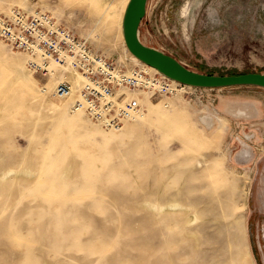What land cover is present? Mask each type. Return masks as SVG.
<instances>
[{
    "label": "rangeland",
    "instance_id": "1",
    "mask_svg": "<svg viewBox=\"0 0 264 264\" xmlns=\"http://www.w3.org/2000/svg\"><path fill=\"white\" fill-rule=\"evenodd\" d=\"M127 0H0L41 9L127 68ZM124 8V9H123ZM139 40L210 75L264 74V0H147ZM0 40V264H264V89L134 94L94 125ZM57 77V78H56Z\"/></svg>",
    "mask_w": 264,
    "mask_h": 264
},
{
    "label": "built area",
    "instance_id": "2",
    "mask_svg": "<svg viewBox=\"0 0 264 264\" xmlns=\"http://www.w3.org/2000/svg\"><path fill=\"white\" fill-rule=\"evenodd\" d=\"M0 40L9 49L25 54L29 68L42 77L52 74L53 67L78 74L82 85L71 111L82 112L94 125L106 130L122 127L141 112L134 94L192 95L207 90L180 84L142 65L127 68L112 61L37 8L13 6L1 11ZM72 90V84L64 79L57 82L51 95L66 100Z\"/></svg>",
    "mask_w": 264,
    "mask_h": 264
},
{
    "label": "water",
    "instance_id": "3",
    "mask_svg": "<svg viewBox=\"0 0 264 264\" xmlns=\"http://www.w3.org/2000/svg\"><path fill=\"white\" fill-rule=\"evenodd\" d=\"M147 0H128L121 31L127 51L141 63L180 84L202 89L253 86L264 89V74L208 75L192 71L175 58L144 45L138 37L139 26L146 13Z\"/></svg>",
    "mask_w": 264,
    "mask_h": 264
},
{
    "label": "bare ground",
    "instance_id": "4",
    "mask_svg": "<svg viewBox=\"0 0 264 264\" xmlns=\"http://www.w3.org/2000/svg\"><path fill=\"white\" fill-rule=\"evenodd\" d=\"M127 2H128V0H127ZM127 2H126V5H127ZM126 5L124 6V7H126ZM124 9V8H123ZM125 10V9H124ZM123 45H124V41H123ZM124 48L126 49V47H125V45H124ZM126 51H127V49H126ZM128 52V51H127ZM130 56L132 57V60L135 62V63H138V64H140V65H142V66H144V67H146V68H148V69H150L151 71H155V72H158L157 70H155L154 68H151V67H148L147 65H145V64H143V63H141L137 58H135L133 55H131L130 54ZM57 78V77H56ZM73 83H74V87H73V90H72V94H71V96L68 98V99H66L65 101H68L70 98H74V97H76V90L77 89H79L80 87H81V85H82V79H81V77L80 76H76L75 78H74V80H73ZM78 93V92H77ZM77 97H78V95H77ZM75 113V112H74ZM113 129H119V128H113Z\"/></svg>",
    "mask_w": 264,
    "mask_h": 264
},
{
    "label": "trees",
    "instance_id": "5",
    "mask_svg": "<svg viewBox=\"0 0 264 264\" xmlns=\"http://www.w3.org/2000/svg\"><path fill=\"white\" fill-rule=\"evenodd\" d=\"M210 75V74H209Z\"/></svg>",
    "mask_w": 264,
    "mask_h": 264
}]
</instances>
